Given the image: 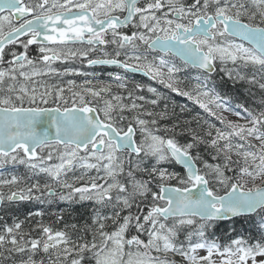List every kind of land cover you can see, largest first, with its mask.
<instances>
[{"label":"snow or ice","instance_id":"obj_1","mask_svg":"<svg viewBox=\"0 0 264 264\" xmlns=\"http://www.w3.org/2000/svg\"><path fill=\"white\" fill-rule=\"evenodd\" d=\"M77 58L219 126L120 73L45 81ZM226 81L264 92V0H0V167L26 169L0 174V204L93 205L63 229L39 208L3 223L0 264H264V108L232 105Z\"/></svg>","mask_w":264,"mask_h":264},{"label":"trees","instance_id":"obj_2","mask_svg":"<svg viewBox=\"0 0 264 264\" xmlns=\"http://www.w3.org/2000/svg\"><path fill=\"white\" fill-rule=\"evenodd\" d=\"M191 75V74H188ZM195 75V74H192ZM217 82L220 81V76H216L215 78ZM219 91L222 93H226L231 97V103L232 105L236 104H244L246 107H249L251 109L260 110L264 108V92H261L258 88H251L249 89L247 85L245 84H236L233 85L231 81H226L224 86L221 88H218ZM166 97H168L167 103L169 104V107L173 104L180 106V105H187L190 109H192V113L195 114L199 112L202 116H205L209 120H211L213 123H217V126H219L218 122L214 120V118L207 117V114L203 112L202 109L199 108L198 105H194L192 101H189L186 97H181L176 95L175 93H171V95L165 94ZM163 107V103L160 105V108ZM160 109L157 108L156 111H159ZM179 111V107L176 109ZM227 115V114H226ZM230 119H236L234 116H229ZM161 124L163 123H169L168 121H161ZM181 142L186 139V137H181ZM47 179L41 180V183L46 182ZM66 203V202H65ZM86 203L83 205L81 204H73L69 205L66 203L64 205L63 209V216L64 219L61 222L57 221L56 213L57 209L55 210V207L53 205H42L35 201L32 202H21L18 205H12L11 207L5 206L0 211V225L3 223L11 224L14 217H18L20 219H23L29 211H34L35 209L39 208L44 211L45 215L43 217V221L45 224L54 225V227L58 229H63L65 224H78L82 225L85 220L87 219V214L82 210L85 208ZM54 218V219H53ZM38 219V218H36ZM55 221V222H54ZM32 225H35V219L31 222ZM59 223V224H58ZM237 227H242L244 229H250L251 225L249 222H239L237 224ZM217 234H220V229H217Z\"/></svg>","mask_w":264,"mask_h":264},{"label":"flooded vegetation","instance_id":"obj_3","mask_svg":"<svg viewBox=\"0 0 264 264\" xmlns=\"http://www.w3.org/2000/svg\"><path fill=\"white\" fill-rule=\"evenodd\" d=\"M71 47H80L81 45L76 44V45H70ZM17 50L19 51L20 49L17 48ZM109 51H111V49H108ZM30 55H37V51H36V47L33 46L30 49ZM99 55V54H97ZM55 66L57 68H59L61 71H63L64 68H74V69H78L79 73L81 74H72L69 73L65 76H60V77H46L45 81L49 84H56L59 83L63 86L67 85V81L68 80H74L76 81L77 84L83 83L84 80H93L95 81H104V82H111L112 77L110 76V74H115V73H120L123 76H127L130 83H140L142 85H145V90L138 93L141 95H145L146 98L148 99H152L154 98L152 96L151 93H148L146 91V88L148 86L154 87L156 88L159 92H163V90L157 85V81L151 80L149 77L145 76L143 73H134V74H130L129 72H124V70L117 68L116 66L113 65H92L89 66L87 64L86 60H81L79 58L77 59H73V60H68V61H60V62H56ZM84 73H86L87 75H83ZM113 91H116V89L114 88ZM17 166H22V165H7L2 167L3 170L6 171L5 173H7L8 175L13 174L15 172V168ZM80 171V170H79ZM92 175H95V172L91 173ZM54 204L56 206L59 207L58 209V213L60 212V210L64 207L65 203H60V201H56L54 202ZM93 207V205L91 203H88L85 205V208L82 209L87 215L89 214L91 208Z\"/></svg>","mask_w":264,"mask_h":264},{"label":"bare ground","instance_id":"obj_4","mask_svg":"<svg viewBox=\"0 0 264 264\" xmlns=\"http://www.w3.org/2000/svg\"><path fill=\"white\" fill-rule=\"evenodd\" d=\"M57 214V213H56ZM56 217V216H55ZM54 219V218H53ZM55 222V221H54ZM59 224V223H58Z\"/></svg>","mask_w":264,"mask_h":264},{"label":"water","instance_id":"obj_5","mask_svg":"<svg viewBox=\"0 0 264 264\" xmlns=\"http://www.w3.org/2000/svg\"><path fill=\"white\" fill-rule=\"evenodd\" d=\"M1 205V204H0Z\"/></svg>","mask_w":264,"mask_h":264}]
</instances>
